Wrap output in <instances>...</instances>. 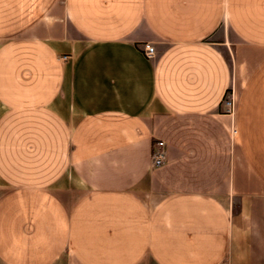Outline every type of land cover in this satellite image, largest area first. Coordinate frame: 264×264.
I'll return each mask as SVG.
<instances>
[{
  "label": "crops",
  "instance_id": "1",
  "mask_svg": "<svg viewBox=\"0 0 264 264\" xmlns=\"http://www.w3.org/2000/svg\"><path fill=\"white\" fill-rule=\"evenodd\" d=\"M0 264H264V0H0Z\"/></svg>",
  "mask_w": 264,
  "mask_h": 264
},
{
  "label": "rangeland",
  "instance_id": "2",
  "mask_svg": "<svg viewBox=\"0 0 264 264\" xmlns=\"http://www.w3.org/2000/svg\"><path fill=\"white\" fill-rule=\"evenodd\" d=\"M111 51H113L112 46L96 44L88 41L80 42L76 51L70 55L68 60L70 69L67 73L66 84L69 83L72 89H75L78 92L79 87L84 83V78L90 74L91 76L94 75L100 61L103 59L105 60V57L110 56ZM129 56H131L130 53ZM63 98H65V96H63ZM62 106L64 105L61 101V108Z\"/></svg>",
  "mask_w": 264,
  "mask_h": 264
},
{
  "label": "built area",
  "instance_id": "3",
  "mask_svg": "<svg viewBox=\"0 0 264 264\" xmlns=\"http://www.w3.org/2000/svg\"><path fill=\"white\" fill-rule=\"evenodd\" d=\"M143 52L146 57L151 58L154 56L155 49L150 43H145L143 47ZM225 106L228 107V109L230 110L233 109L234 100L232 96L226 99ZM235 131L236 130L233 129V132ZM164 147H165V142L163 140L157 139L154 142L152 157H151L153 166H160L164 162L166 156Z\"/></svg>",
  "mask_w": 264,
  "mask_h": 264
}]
</instances>
